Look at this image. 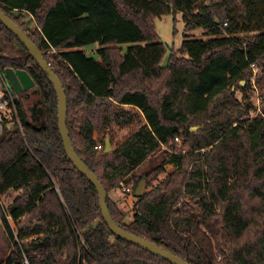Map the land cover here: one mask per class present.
<instances>
[{"label": "trees", "instance_id": "1", "mask_svg": "<svg viewBox=\"0 0 264 264\" xmlns=\"http://www.w3.org/2000/svg\"><path fill=\"white\" fill-rule=\"evenodd\" d=\"M207 1L0 0V9L62 82L73 146L105 187L121 228L190 264H264V101L263 115L251 118L252 64L264 96V0ZM178 12L186 32L205 28L209 37L186 35L163 65L155 21ZM4 40L20 52L6 54ZM93 45L96 56L86 52ZM7 68L34 79L44 120L31 123L21 99L28 90L12 88L17 115L0 134V199H10L0 216L13 247L7 264H171L110 230L97 189L66 153L53 84L0 22V70ZM136 125L115 143L118 129ZM160 152V164L139 178L150 190L128 221L110 194ZM168 165L176 170L159 182Z\"/></svg>", "mask_w": 264, "mask_h": 264}, {"label": "water", "instance_id": "2", "mask_svg": "<svg viewBox=\"0 0 264 264\" xmlns=\"http://www.w3.org/2000/svg\"><path fill=\"white\" fill-rule=\"evenodd\" d=\"M0 22L11 31L19 41L26 47L29 54L34 58L36 63L40 66L43 72L49 77L51 83L58 98V118H59V130L64 143L66 153L75 165L79 172H81L89 181L95 186L99 194V204L102 210L103 218L110 228V230L119 238L124 241L133 244L141 249L150 252L151 254L165 259L171 264H190L186 260L176 256L175 254L167 251L166 249L158 246L157 244L150 242L140 236H137L129 231L121 228L113 219L109 206L107 204V192L103 184L100 182L99 177L85 164V162L77 154L73 143L70 138L68 129V101L64 90V86L60 81L57 74L52 70L49 63L44 57V53L36 45V43L29 37L26 31L20 28L9 16H7L0 9ZM5 75L9 80L11 87L16 93L21 94L26 90L33 89L36 86L34 79L24 69H5ZM198 127H193L192 131H198ZM106 152L112 151V143L110 138H106ZM147 192V180L143 179L134 191L137 199L142 198Z\"/></svg>", "mask_w": 264, "mask_h": 264}, {"label": "rangeland", "instance_id": "3", "mask_svg": "<svg viewBox=\"0 0 264 264\" xmlns=\"http://www.w3.org/2000/svg\"><path fill=\"white\" fill-rule=\"evenodd\" d=\"M207 2L210 3L211 0L210 1L208 0ZM26 21H29L28 16L26 18ZM35 27H36L35 24L32 23L31 28L34 29ZM155 27H156V31L158 35L161 38L162 43L166 46V49H167L166 56L164 57V60H163V65L168 64V61L171 55L173 54V52L175 53L176 51H179L182 48V44L186 39V35H191L192 38H196V39H207L209 37L207 35L208 30L205 28H200V29L193 30L191 32H186L184 17H183V13L181 12L156 18ZM4 45L7 46L5 49L6 54L12 55L14 53L18 54V52H20L19 46H17L15 42L9 43L7 40H4ZM99 48H100L99 45H93L91 47L86 48V52L89 55L96 56V51ZM0 91L1 92L5 91V87L2 84L1 80H0ZM237 97L239 99H242L241 91H238ZM253 97H254V94L252 95V98ZM21 99L23 100L25 109L27 111L28 119L30 120V122L35 125L42 126L44 120H43V115H42V103H41V98H40L38 88L34 87L33 89L28 90V92L24 94L21 97ZM12 117H13V114H12ZM195 127H198L199 129L201 128V126H195ZM137 129H138L137 125L126 128L124 130L118 129L115 143L124 141L133 131ZM2 131L3 130L0 131V134L2 133ZM179 144L181 145H179L178 148L182 149L183 153H187L189 151V149L184 146L182 138H180ZM160 157H161V152L151 157L141 167H139L136 170L134 175H131L130 177H128L130 181L127 179L126 181L121 182L120 188L113 190V191H118V190L123 189V185L133 188L135 182L137 180H140L139 178L141 177V175L150 171L151 169L155 168L156 166L160 164ZM175 170L176 169L174 166L168 165L166 167V172L160 176L159 182L163 181L170 173L174 172ZM142 180L143 179H141L139 183ZM159 182L158 181L154 182L155 186L158 185ZM149 190L150 189L148 188V185H147V191ZM9 204H10V199H6L4 197L0 199V206L3 208V210H4V207L7 208ZM128 221H131V219H129ZM11 224L13 227H15L14 222L11 221ZM12 251H13L12 244L10 243V240L6 232V228L0 216V264H7V259Z\"/></svg>", "mask_w": 264, "mask_h": 264}, {"label": "built area", "instance_id": "4", "mask_svg": "<svg viewBox=\"0 0 264 264\" xmlns=\"http://www.w3.org/2000/svg\"><path fill=\"white\" fill-rule=\"evenodd\" d=\"M228 24L224 23L223 27H226ZM251 69L253 71V76H252V85L254 88V97L253 102H254V106L255 109L253 111V115H251V118H256L259 115H263V109H262V104L264 101V96L261 94V92L259 91V88L256 84V77L257 74L259 72V67L256 66L255 64L251 65ZM0 80L2 82V84L5 87V91L1 92L0 91V131L3 129V124L6 121H12V114L13 116L17 115V109H16V105H15V100L12 94V87L11 85L6 81V75L4 71L0 70ZM17 122L20 126V128H22V123L20 121L19 118H17ZM176 141L179 143L180 142V138H176ZM181 145V144H179ZM97 149L102 150L103 149V145L99 144L97 146ZM123 191L127 194H133L134 190L132 187H127L123 185Z\"/></svg>", "mask_w": 264, "mask_h": 264}, {"label": "crops", "instance_id": "5", "mask_svg": "<svg viewBox=\"0 0 264 264\" xmlns=\"http://www.w3.org/2000/svg\"><path fill=\"white\" fill-rule=\"evenodd\" d=\"M98 137V133H95V138ZM113 148V146H112ZM110 197L114 200V202L117 204L120 211L126 216L127 220L132 219L135 211V204L137 202V198L135 197V194H127L123 191V189L118 191H113L110 194Z\"/></svg>", "mask_w": 264, "mask_h": 264}]
</instances>
